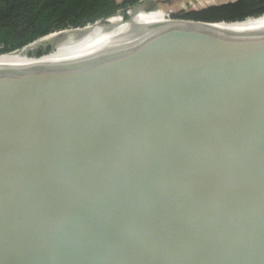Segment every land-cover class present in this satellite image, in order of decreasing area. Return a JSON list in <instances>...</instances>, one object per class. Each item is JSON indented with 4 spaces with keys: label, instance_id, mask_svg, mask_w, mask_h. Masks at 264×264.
Wrapping results in <instances>:
<instances>
[{
    "label": "water",
    "instance_id": "water-1",
    "mask_svg": "<svg viewBox=\"0 0 264 264\" xmlns=\"http://www.w3.org/2000/svg\"><path fill=\"white\" fill-rule=\"evenodd\" d=\"M254 18L0 69V264H264Z\"/></svg>",
    "mask_w": 264,
    "mask_h": 264
},
{
    "label": "trees",
    "instance_id": "trees-1",
    "mask_svg": "<svg viewBox=\"0 0 264 264\" xmlns=\"http://www.w3.org/2000/svg\"><path fill=\"white\" fill-rule=\"evenodd\" d=\"M136 3L138 0H0V56L54 32L97 21H101L97 25H105L110 17ZM261 15H264V0H235L174 13L172 18L213 23L244 21ZM124 18L117 20L119 26L129 15L125 13ZM109 23L107 26L114 24Z\"/></svg>",
    "mask_w": 264,
    "mask_h": 264
},
{
    "label": "bare ground",
    "instance_id": "bare-ground-1",
    "mask_svg": "<svg viewBox=\"0 0 264 264\" xmlns=\"http://www.w3.org/2000/svg\"><path fill=\"white\" fill-rule=\"evenodd\" d=\"M134 10L137 11L138 9L130 10V16H132L131 12ZM151 11L147 10L146 12L149 13ZM115 17H120L122 19V16L119 14L114 16V18ZM112 19L110 21H112ZM161 19L162 21L166 20L165 13L162 15ZM253 19L256 18H248L242 22L221 23L208 27L222 29ZM162 21L139 22L132 17V23L125 22L120 26L118 25V22L111 26H107L110 24L109 22L102 26L97 25L101 23L98 22L84 30L70 29L62 33H53L27 45L21 50L0 56V69L50 63L109 47L125 39V37L129 36L142 26L151 23H162Z\"/></svg>",
    "mask_w": 264,
    "mask_h": 264
},
{
    "label": "rangeland",
    "instance_id": "rangeland-1",
    "mask_svg": "<svg viewBox=\"0 0 264 264\" xmlns=\"http://www.w3.org/2000/svg\"><path fill=\"white\" fill-rule=\"evenodd\" d=\"M120 1H122V0H120ZM139 1L140 0H138V3L135 4L137 7H139V9L137 11L134 10L131 12L133 19L136 21H139V22H141L143 19H147V17L150 18L149 16L151 14L146 12L147 11L146 8L152 7L154 5H155V7L152 10H160L161 12H164L170 16H172L174 13L192 10V9L187 10L188 7L186 9V6L190 7L191 0H183V1H185L184 2L185 3L184 6L186 5L185 7L179 6V3H181V0H150L149 2L145 3L144 5L139 3ZM122 10H125V9H122ZM121 11H119L116 15H118V14L121 15L120 14ZM126 13L128 14V12H126ZM119 18L120 17L113 18L112 22L116 23ZM106 22H108V21H106Z\"/></svg>",
    "mask_w": 264,
    "mask_h": 264
},
{
    "label": "crops",
    "instance_id": "crops-1",
    "mask_svg": "<svg viewBox=\"0 0 264 264\" xmlns=\"http://www.w3.org/2000/svg\"><path fill=\"white\" fill-rule=\"evenodd\" d=\"M120 1V0H119ZM231 1H235V0H191V4L190 7H188L187 10L189 9H200L209 5H214V4H223V3H227V2H231ZM185 1L181 0V3H179V6H184ZM184 6V7H185ZM149 14H151L147 19H143L142 21H162V15L164 14V12H161L160 10H152L151 12H149Z\"/></svg>",
    "mask_w": 264,
    "mask_h": 264
},
{
    "label": "built area",
    "instance_id": "built-area-1",
    "mask_svg": "<svg viewBox=\"0 0 264 264\" xmlns=\"http://www.w3.org/2000/svg\"><path fill=\"white\" fill-rule=\"evenodd\" d=\"M149 1H150V0H140L139 3H141V4L144 5L145 3L149 2ZM133 6L135 7V9H139V7H137L136 5H133ZM131 7H132V6H130V7H128V8H131ZM186 9H187V7H186ZM130 10H132V9H130ZM130 10H129V11H130ZM165 14H166V13H165ZM171 19H173L172 16L166 14V20H171ZM107 21H108V20H107Z\"/></svg>",
    "mask_w": 264,
    "mask_h": 264
}]
</instances>
